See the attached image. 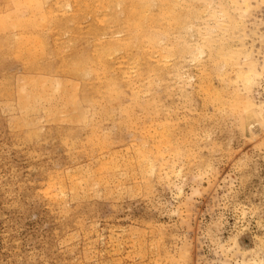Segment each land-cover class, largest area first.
Instances as JSON below:
<instances>
[{"label":"rangeland","instance_id":"rangeland-1","mask_svg":"<svg viewBox=\"0 0 264 264\" xmlns=\"http://www.w3.org/2000/svg\"><path fill=\"white\" fill-rule=\"evenodd\" d=\"M195 1L202 2L197 4H201L200 7L204 5L202 9L205 10V13L207 12L205 15L203 10L204 16L208 18L207 15L210 13L208 9H211L212 12L214 9L216 17L214 19L209 17L212 19L211 21L202 15L203 18L201 16L200 19L205 18L204 21L208 25L199 18L192 20L191 25L196 24V28L198 26L197 33L201 32L199 29L203 26H208V29L213 25L212 28L216 30V33L218 32L215 34L217 36L220 33L216 29L220 23L218 18L222 20V14L219 11L221 5L219 6V4L227 3L226 7L223 6L227 9L225 14L228 11V17L230 15L233 17L229 20L234 21L228 22L227 25L230 27H226L228 38L231 40L230 45H232L231 47L237 46L238 37L244 36V38L240 37L241 42L245 45L244 51H253V57L258 61H256V66H259V70L261 61L264 63V58H262L264 57L262 56L264 55V1L246 0L250 9H245L246 12L248 11L244 12L245 15L242 14L245 10L242 9V13L239 12L241 6L237 10L229 4V0H219L221 3L217 0H211L210 3L208 0ZM48 4L46 3V6ZM56 5L55 3L50 5L52 9L55 8L53 14H56L59 9L65 10L62 13L60 10L57 12L58 18H62L64 16L62 14L65 13H68L70 17V14L75 11L73 6ZM242 8L244 7L242 6ZM58 13L59 15L61 13V17ZM240 13L243 15L242 19ZM68 14L65 16L67 17ZM83 17L87 23L96 21L89 16L90 19L86 16ZM84 18L83 21L86 23ZM215 18L218 21L216 26H214ZM79 19L77 22L66 23L65 29L80 25L82 30L79 27L78 29L82 32L86 31L89 24L86 23L83 26V21ZM235 22H240V26L235 25ZM200 24L202 25L199 26ZM191 25L189 30L181 33L182 36L180 34L181 38L178 34L173 35L174 44L178 40H175L174 37H179L180 40H184V43L197 47L196 45L199 44L206 32L204 31V34L202 30L200 35L203 37L200 38V35L196 34V28ZM64 27L58 31V34L56 33L57 35L53 37L52 41L49 33L43 32L47 37L46 42L49 49L53 50L55 44H59L61 47L66 41L69 32L67 29H63ZM206 27L204 28L206 29ZM62 30L67 32L63 31L65 33L63 37L66 36L64 40ZM209 30V32H214ZM59 33H61L60 37ZM210 34L213 35V33ZM194 36L197 37V41ZM59 40L61 41L58 42ZM180 40L177 43H182L185 46L186 44L184 45ZM192 40L196 43L195 46L192 44ZM53 41L57 43L53 44ZM201 43L203 44V40L200 41ZM85 44L86 42H79L77 49L86 47ZM175 46L179 49L178 44ZM206 48L204 47V49ZM204 51L207 53V50ZM206 53H203L202 56H206ZM47 54L42 56L41 60L48 58L49 61V54L48 56ZM194 54L186 55L184 57L186 61L183 58L177 60L179 57L176 61L174 57L176 63L180 62L179 64L175 63V69H181L183 74L180 70L181 74H178L180 79L173 74L171 76H174L175 79L170 75L166 76V90L163 86L165 82L164 84L156 82L153 85L154 101L159 100L161 104H159L161 108H158L159 101L156 103V114H159L160 117L154 114L153 117L156 119L148 121L146 120L149 118L148 115L144 111H139L138 107H134L135 110L132 111L134 115L131 114L130 119L132 122H136V125L139 124V127L135 124V126L130 125V119L129 123L120 125L121 119L116 116L122 117V114H117V110L113 117L97 113L93 115L94 117L89 116L92 121L86 118V121L77 119L78 122H75L76 118L72 117L74 114L76 115L77 112L82 114L83 111V114H86V109L91 111V108H86L88 106L85 103L80 105V107L83 105L81 108L86 106L84 109L79 107L80 111L68 110L67 116H64L65 120H63V116H59V118L62 117L61 120L59 118L56 120V117L54 120V112L57 111L47 109L45 101L40 102L39 108L37 106L36 110L26 111L27 114H25L20 111L15 99L3 94L6 86L14 88L19 80L18 76L25 75V65L8 55H5L4 58L0 54L2 55L0 56L2 57L0 58V264H264V105L258 107L257 112L253 115H245L246 111L243 112L244 108H242L246 100L251 99L256 105L264 101V75L256 80L255 85L252 84L254 87L251 85L252 88L245 91L244 87H241L242 84H240L241 86L237 84L239 81L236 82V79H234V85L235 67H231L234 69L233 71L228 69L230 71L223 76V78L226 77L225 79L222 77L219 79V74L214 71L210 73L209 61L205 62L206 59L203 62L199 57L200 61L197 59L198 57L195 58L196 54ZM123 60H120L121 66L124 63ZM54 61V64H59V57H54ZM197 61H200V64ZM239 61L242 62V60ZM201 62L203 63L201 64ZM244 66L242 65L243 69ZM36 69H30L33 72L26 75L44 76L40 67L38 70ZM204 69L208 73L203 71V73L205 72L203 75L201 70ZM186 73L190 75L189 79H187L189 76L187 77ZM206 73L210 74V77H205ZM67 74L64 73L63 78L66 80L71 78L68 80L72 82L73 77L69 73ZM7 78L10 80L8 81ZM68 80L67 82H69ZM229 80L233 83L228 84ZM144 81L146 82V80ZM200 82L202 88L213 84L209 87L219 91L221 87L219 92H223L225 87L226 90L230 89L228 93V90L224 91L226 93L223 95L224 98L227 97V94L233 98L237 93L241 96L246 94L244 98L248 99L244 100L242 96L240 99L245 101L243 104L240 99L236 102L237 96L234 98L235 102L238 104L240 102L242 106L240 104L238 106L240 112L232 113L229 108L222 111L218 106L222 112L215 111L217 108L214 107V102L209 101V105V102L204 101L209 100V98L205 99L208 94H203L204 91H200L202 89L199 90V87L196 86ZM223 82L229 88L223 86ZM134 83L135 85H132ZM134 83L124 89L125 93H123L126 98L128 97L126 95L131 91L128 88L132 87V91L139 89L137 87L140 85L137 81ZM162 86L167 91V95L171 96L167 97L166 93L162 91ZM235 86H240L237 88L239 91H234ZM230 87H233V90ZM213 88L211 89L214 90ZM240 90H243L241 93L244 94L238 93ZM186 91H188L187 94ZM232 91L234 94H230ZM131 94L132 92L129 95ZM202 96H205L204 99ZM122 97L119 100L125 104L128 99ZM229 97V101L225 100L231 104L233 100H230ZM186 101L188 102L186 103ZM121 102L117 103L122 105ZM158 109L161 110L158 111ZM151 112L149 113L153 115ZM142 113L146 114L147 118L144 119ZM135 115L139 116L135 117L136 121L134 120ZM115 119L117 121L119 119V126L115 123ZM122 119L124 120V117ZM171 119L173 120L171 121ZM156 121L158 122L156 123ZM150 122L158 127H161L160 122H163L164 129L165 127L170 128L165 131L170 130L167 134L172 133L171 137L173 138L169 137L171 141L175 140V143L174 140L172 143L176 146H174L175 150H172L173 147H167L168 150L165 148L166 153H164L165 149L158 151L160 153L157 152L159 155L156 153L155 158L158 156L156 160L159 162L153 160L151 166L144 165L143 167L146 166L145 170L142 168L143 171H139L141 169L135 166L138 165L135 164L138 162L133 156L136 145L146 137L149 139L152 135L156 136L154 134L163 129L162 127L158 130V127H154ZM122 124L124 127L127 125L126 128L129 126L131 128L126 129ZM173 124L176 126L174 127ZM151 126L158 132H152ZM90 127L95 132H91ZM175 128L177 129L175 130ZM188 128L192 131H189ZM28 133L30 135L27 136ZM86 133L89 136L92 133V142L88 141L87 136L84 138ZM95 133L99 134L100 138L108 136L105 137L106 140L110 137L113 139L112 144L110 143L112 140L109 139V142L107 140L106 144ZM93 134L98 137H96L98 140L93 138ZM133 136L135 137L133 138ZM93 141H95V146ZM70 142H73V145ZM100 144L102 145L100 146ZM91 145L93 146L91 147ZM131 145L136 146L135 149L132 147L134 151L130 149ZM175 152L179 155H176ZM131 156L133 161L129 160ZM114 157L116 161L113 159ZM125 158H129L128 161L135 167L132 168L133 165L132 167L128 165L125 168L126 165L123 163L128 162ZM164 159L167 161L165 162ZM113 161L120 165L116 170L112 169L111 162ZM150 167L153 168V171Z\"/></svg>","mask_w":264,"mask_h":264},{"label":"bare ground","instance_id":"bare-ground-1","mask_svg":"<svg viewBox=\"0 0 264 264\" xmlns=\"http://www.w3.org/2000/svg\"><path fill=\"white\" fill-rule=\"evenodd\" d=\"M51 1H53V3H55L57 5L58 4H60V5L65 4L68 7L73 6L72 8L75 11H74V13L72 12V14H70V17H69L68 13H65V14H62V15H64V16H62V18H58V16L56 15L57 12L61 11V13H62L63 10H60L59 8H57L60 11L58 10V11H56V14L55 13L53 14V12H54L53 10H55V8L52 9L50 7V5L53 4V3H51ZM194 1L193 0H0V54H2L4 56V58H5V55H8L9 57H12L15 60H17V61H19L25 65V67L23 66L24 71H25V73H24L25 75H23L22 77L18 76L19 80L16 82V85L14 88L10 87V86H6L4 88L3 94L9 95L10 98L12 97V99H15L16 100L15 102H16L18 108L20 109V111L24 112L25 114H27L26 111L36 110L38 104L42 101H45V103H47V109H49V110L52 109L53 111H57V112H54V114H55V116L53 117L54 120H55V117L57 120V118H59V116H63V120H65L64 116H67L66 112L68 110L80 111L81 109H84L86 107L85 106L84 108H81L83 105L81 107H80V105L85 103L88 106L86 108H89V109L91 108L90 109L91 111L89 112L88 109H86V114H83L84 113L83 110H82L83 111L82 114H79L77 112L76 115L74 114L72 116L73 119L76 118V120L80 119V120L86 121L87 119L88 120L91 119V118H89V116L91 117L93 115H96L97 113H100V115L101 114L105 115L106 117L107 116L113 117L115 111L117 110V114L118 113L122 114L121 115L122 117H120V115L116 116L122 120V121L121 120L119 121V119H118L119 124L121 125V123L126 124V122L129 123L131 121V119H130L131 114L134 115L133 109H134V107L135 108L138 107L137 109H140L139 111H141V112L144 111V113H146L148 115L149 118L146 120L150 121L149 119H151V121H152V119L155 118L153 116L156 115V116L160 117L159 114L158 115L156 114V112H157L156 111V109H157L156 103L159 100H157V101L155 100L156 102L154 101L155 98L153 97V94H154L153 93L154 92V89H153L154 86L153 85H155L156 82H162V84H164V82H165V85H163V86H165L164 89L166 90V85H167V83H166L167 81H165L166 76H169V75L171 76V74H173V75H175V77L177 76V78L180 79V76L178 77V74L180 73L181 69L180 70L175 69L176 68L175 60L177 59V57H179V59H177V60H180L182 58L184 59V57L186 55L190 56V54H194L193 52H196L195 58L198 57L197 58L198 60L201 61L200 58H202L203 62L206 59L207 60L205 62L209 61V63L208 62L207 63L210 64V66H208V69H210L209 70L210 73L214 71L215 73L219 74L220 78L217 74L215 75V73H214V75L216 77H218L219 79H221V77L223 78V76L227 75V72L230 71V70L228 71L229 68L231 69V67L232 68L235 67L236 68V74H235V78L233 76V81H234V79H236V82L238 80L239 82L237 84H239V85L242 84V86L241 85L240 86L244 87L243 90L245 89V91H247V89L252 88L250 86L252 84L255 85L256 80L258 78H260L261 75H264V63H262V61H261V63H260L261 66H260V69L258 70L259 66L258 67L256 66L257 60L254 59V57H253V55H254L252 53L253 51H248V52L246 50L244 51L243 47H245V45L240 40L241 38H244L243 35H242L243 37H241L239 35L241 38L238 37L239 39L236 42L237 46L231 47L232 46V45H230L231 40L228 38V32L226 30V27L227 28L230 27L229 25H227L228 22H231V21L234 22V21L229 20V18H233V17H231V15L228 17V11L226 12L227 14H225V11L227 10L225 8L226 7L225 4H227V3H225L224 5H223V3L219 4V6L221 5L219 11L222 14L221 15L222 20H219V18H218V21L220 23L221 22L222 23L221 24L219 23L220 25L218 24V26L216 28L220 31L219 35L217 36L215 34H217L218 32L216 33V30L212 28L213 25L210 26L211 25L210 24L209 25L210 27L208 29H207L208 26L206 27V25H208V23L206 24L204 21V19L207 18L203 14L204 9H202V7L204 5L202 4L203 6L200 7L201 4L197 5L198 2H200V1H198V2L195 1V2H197L196 4L194 3ZM208 1H209V3L211 2V0H208ZM217 1L219 2V0H217ZM220 1H222V0H220ZM262 1H264V0H262ZM228 2L237 10H239V8L241 6V9L239 10V12H241V13H242V9L243 10H245V9L249 10L250 9V7L248 8L249 3L246 0H229ZM46 3H49L48 6H46ZM71 3H72V5H71ZM200 3H202V2H200ZM212 3H214V2H212ZM219 3H221V2H219ZM219 6H217V7L219 8ZM223 6H225V7H223ZM242 6L244 8H242ZM227 7H228V5H227ZM61 9H62V7H61ZM208 10L210 11V13H208L209 15H207L208 16L207 19L212 21V19H214V17H216V12L214 13V9H213V12L211 11V9H208ZM237 10H235V11H237ZM246 10L243 11V13H242L243 15H245L248 12V11L246 12ZM206 11H207V8H206ZM239 12L237 11V13H239ZM244 12H246V13H244ZM61 13H60V15L58 13L59 17H61ZM204 13H205V10H204ZM241 13L239 15H241ZM66 14H68L67 17L65 16ZM206 14H207V12L205 13V15ZM202 15L205 17L204 19H200V17ZM243 15H241V19H242ZM83 16H86V18H88V16H89L91 19L94 18L93 20H96V21L95 22L91 21L90 23H87L86 19ZM203 16H202V18H203ZM219 16H220V14H219ZM63 17H66V18H63ZM82 17L84 18L85 22L87 24H89V25H87L88 28H86V31L83 30V32H82L80 25H78V27L81 30L78 29V27L76 25H75L76 27H72V28H68V29L66 28L69 32V36L66 39V41L63 42L62 46L60 47L59 44H58L59 46L56 45L55 43H57V42L54 43V41H55V39H54L53 44H55V45L53 47V50L49 49V46L46 42L47 37L43 33L44 31L45 32L47 31V33H49L48 35H50V37H52L51 38V41H52L53 37H55V35L58 34V31L62 27L67 26L66 23L70 24L71 21L77 22V20L79 18H82ZM209 17H211L212 19H210ZM238 17H240V16H238ZM83 18L79 19V20L83 21ZM90 18H88V19H90ZM196 18L203 20L204 23L206 24L201 29H199V30H201V32L199 31V33H197L198 32L197 31L198 26L196 28L195 27L196 24L191 25L192 20H194ZM225 19H226V21H225ZM67 20L70 22H68ZM218 21H217V19H216V21H214V23H215L214 26H216V22L218 23ZM236 21H238V19ZM83 23H84V21H83ZM86 23H84L82 25L84 26V25H86ZM239 23L240 22H238V23L235 22L234 24L235 25L237 24L238 26H240ZM190 25L194 26L196 28V34L197 35L198 34L200 35V33H202V30H203L204 34L206 32V34H205L206 36L204 34H202V35H204V37L200 35V38L203 37V38H201L203 40V44L202 43L200 44V41H202V40L199 39L200 40L199 44L201 45L200 47L198 46L199 44L196 45L197 47H193L191 44L187 43L188 44L187 45L186 43H184L183 42L184 40H182V39L180 40V38L182 36L181 33L183 31L189 30ZM201 25L202 24H200L199 26H201ZM83 26H81V27H83ZM87 26H85V27H87ZM241 26H242V24H241ZM70 27H71V25H70ZM204 27H206V29L208 30V33ZM234 27H236V26H234ZM63 29H65V27ZM191 29H193V28H191ZM209 29H211V31H214V32H209L210 31ZM63 31L64 30H62V37H63V34L67 33L65 31H64L65 33H63ZM210 33H213V35H211ZM60 34L61 33H59V37H60ZM117 34H119V35H117ZM174 34L175 35L178 34V36H180V34H181L180 38L178 36H177L178 38H176V37H174V38H175V40L176 39L180 40V42L182 41L184 43V45L185 44L186 45L183 46L182 43H179V42L177 43V41H178L177 40L175 42V44L176 45L178 44V46H179V49H178V47L175 46V44L173 42V40H174L173 35ZM236 34H238V33H236ZM184 35H186V34H184ZM230 35H231V33H230ZM215 36H217V37L215 38ZM64 37H66V36H64ZM64 37H63V40L65 39ZM190 37L192 38V35ZM186 38H187V36H186ZM194 38L196 40L197 37L194 36ZM228 39L230 40V43H229ZM236 39H237V37L235 38V40ZM60 41L61 40H59L58 42H60ZM238 41H239V44H238ZM79 42H86V44H85L86 47L84 46L81 49H77V45ZM192 42H193V40H192ZM213 42L214 43L216 42V43L214 44ZM211 43H213V44H211ZM192 44L195 46L196 43L193 42ZM189 45H191V46H189ZM51 46H50V48H52ZM204 47H207V48L204 49ZM204 50H207V53ZM257 51H259V50H257ZM47 53L49 54V61L47 60L48 58H46V60H41V57L42 56L44 57ZM203 53H206V56L203 55L206 58H204L202 56ZM48 54H47V56H48ZM257 54H256V56H257ZM2 55H0V56H2ZM194 55H193V57H194ZM262 56H264V55H262ZM54 57H59V59H60V62L58 61L59 64H57V65L54 64V62H55ZM174 57H175V60H174ZM0 58H2V57H0ZM262 58H264V57H262ZM122 59H124L122 61V62H124L123 66L120 65L121 64L120 60H122ZM189 59H190V57H189ZM191 59H194V58H191ZM172 60H174V61L172 62ZM194 60H196V59H194ZM239 60H242V62ZM200 61H197V62L199 63ZM193 62H195V61H193ZM203 62H201V64ZM172 63H174V64L172 65ZM177 63L179 64L180 62H177ZM242 65H245L244 69H243ZM189 66H191V65H189ZM204 66H207V65H204ZM38 67H40L42 69L44 76H30V75L28 76V75H26L30 72H33L30 69L35 70L37 68L36 70H38ZM179 67L181 68V66H179ZM179 67H177V68H179ZM193 69H194V67H193ZM206 69L201 70L203 75L205 72H207V71H205ZM233 70L234 69H231V71H233ZM203 71H205V72L203 73ZM182 72L183 71L181 70V73ZM64 73H66V74L69 73L73 77L74 82L69 81L71 78H68L69 80L68 79L67 80L69 82H67V80L63 78ZM187 74L188 73H186V75ZM189 74H191V73L189 72ZM209 75L210 74H207L205 77H207V76L210 77ZM171 77L174 78V76H171ZM187 77H188L187 79H189L190 75H187ZM61 78H63V79H61ZM225 78H223V79H225ZM7 80H8V78H7ZM9 80H10V78H9ZM144 80H146V82ZM135 81H137L138 85H140L137 87L139 89L132 91V89H131L132 87L130 89L128 88V90H131L129 92V94L131 92H132V94L126 95L130 99L128 97L126 98L124 95V93H125L124 89L126 87H130L131 84L134 83ZM207 81H209V80L207 79ZM207 81H206V84L208 83ZM233 81H232V83H233ZM202 82H204V81L202 80ZM228 82H230V80L227 81V83ZM137 83H136V85H137ZM139 83H142V84H139ZM224 83L225 82H223V84ZM232 83L230 82L228 84H232ZM10 84H12V83H10ZM10 84H8V85H10ZM202 84L204 85V83H202ZM225 84L223 86L228 87V85H225ZM257 84H258V81H257ZM132 85H135V83ZM234 85H235V81H234ZM163 86H162V91L164 93H166L167 91H165L163 89ZM168 86H169V84H168ZM196 86L199 87V90H200V88L202 89L200 91H204L203 94L204 93L208 94V95L206 94L208 97L205 99L209 98V100L208 101L204 100V101H206V102L211 101V103L214 102V104H215L214 107L217 108V109L215 108L216 109L215 111L219 110V108L222 111H226L229 108L230 112H232V113L234 111L237 112L240 110V107H238L240 102L241 103L243 102V104H244V102H245L244 100L248 99V98H246V99L244 98V96L246 94L244 96L242 95L244 100L240 99L242 96L237 94V93L234 94L233 91L230 92V94L233 93L235 97L237 96L236 97L237 101H236V99L234 100L235 97L231 98L232 96L228 95V94L226 95L227 97L225 96L226 98H224L223 95L226 94L224 92L226 90V87L223 88L225 90H222L224 92V94H223V92H219V91H221V87L219 88V91H218V89H217V91H215V89L213 87H211V88H213L214 90H212L208 85L204 86L203 88H205V89H203L201 87L202 86L201 82H200V84H198ZM239 87L235 86L234 91H236V90L239 91V89H237ZM258 87H259V84H258ZM167 88H169V87H167ZM171 88H173V87H171ZM230 88L233 90V87H230ZM185 90H186V88L184 89V92H185ZM227 90L226 91L228 93L230 89H227ZM243 90H240V92H238V91L237 92L242 94L243 92L241 93V91H243ZM170 91H171V89H170ZM253 91L255 92L256 90H253ZM256 92H258V91H256ZM181 93H183V92L181 91ZM187 93H188V91H186V94ZM191 93H192V91H191ZM249 94H251V93L249 92ZM166 95H167V93H166ZM257 95L259 96V93ZM122 96L125 97L126 99H128L127 102H129V103L126 102L125 104H122L123 102H121V100H119ZM168 96H171V95H167V97ZM184 96H185V94H184ZM228 96H230L229 98H231L230 100H233V102H235V101L238 102L240 99L239 104L236 102L235 103L232 102L233 104L232 103L230 104L228 102L229 101ZM238 96H240V97H238ZM155 97H156V95H155ZM197 97H199V96H197ZM204 97L205 96H202V99H204ZM192 99H194V98H192ZM225 99L226 100L228 99V101H227L228 103L226 102ZM176 100L178 102L177 98H176ZM190 100H188V101H190ZM241 100H243V101H241ZM118 101L121 102L122 105H119L120 103L118 104L117 103ZM188 101H186V103ZM257 101H258V99H257ZM114 103H116V104H114ZM190 103H191V101H190ZM159 104H160V101L158 102V108L160 107ZM175 104H176V102H175ZM183 104H185V103H183ZM209 105H210V102H209ZM261 105H264V101H262V103L260 102V104L256 105V103L254 104L251 101V99L246 100L245 104L242 105L244 107H242L240 104V106L242 108H244L243 112L246 111L245 112L246 114L244 113L245 115L255 114L257 112L258 107H260ZM79 107L81 108L80 110H79ZM164 107H167V106H164ZM188 107H190V106H188ZM214 107H213V109H214ZM38 108H39V106H38ZM167 108H169V107H167ZM160 110L158 109V111H160ZM220 110H219V112H222ZM46 111H48V110H46ZM53 111H52V113H53ZM150 111H152L151 113L153 115H151L149 113ZM135 112L141 113V112H137V111H135ZM216 114L218 115V113H216ZM137 115L134 116L135 121H136V118L139 117ZM145 115L144 114L142 115L144 117V119L147 118V115L146 116ZM223 115H225V114H223ZM123 117H124V120L122 119ZM143 117H142V119H143ZM59 119L61 120L62 117H60ZM129 119H130V121H129ZM173 119H171V121ZM175 119L178 120V118H175ZM132 120H133V117H132ZM138 120H140V119H138ZM158 120L160 121L159 118H158ZM90 121H92V119ZM118 121H117V119H115V123H117V125H118ZM171 121H170V123H172ZM75 122H78V120ZM153 122H155V120H153ZM157 122L158 121H156V123ZM163 122H160L161 127L154 125V123H152V122H150V123H151V125L153 124L154 127L155 126L158 127V130H159V128L161 129L163 127L162 126ZM174 122H176V121H174ZM135 123H134V121L133 122L131 121V123H129V124L134 125ZM143 123H145V122H143ZM123 124H122V126L124 127ZM137 125H138V127L140 126L139 124H137ZM173 125H172V127H173ZM126 126L124 128H126ZM149 126H150V124H149ZM175 126L176 125H174V127ZM91 127H90V130L92 132L93 130L91 129ZM129 127L131 128V126H129ZM128 128H126V129H128ZM151 129H152V132H154V133L158 132V130L156 131V129L153 127ZM163 129H164V127H163ZM165 129L168 130L170 128L165 127ZM165 129H164V131H162V130L159 131L158 132L159 134L158 133L154 134V133L150 132L151 134H154L156 136L147 135V136H151L149 139L147 137H146L147 138L146 139L142 135V137L145 139L144 140L142 139L140 144L136 145L137 147L135 146L136 150L133 154L134 158L137 159V160H135V159L134 160L136 162H138V163H135V164H138L135 166H138V168L141 169V170H139L136 167L137 170L143 171L142 168L144 169L146 167V166L143 167L144 165H147V167H148L149 165L150 166L152 165L153 160L157 161L156 158L158 156H156V158H155V155L158 151L163 150L165 148L168 150V148H172V147L174 148L172 150H175V147H174V146H176L174 144L175 140L172 139V141L174 140L173 141L174 143H172V141H171V138H173L171 136H173V135H172V133H170L171 135L167 134L170 130L165 131ZM176 129L177 128H175V130ZM193 130H195V129H193ZM148 131H149V129H148ZM189 131H192V130L189 129ZM93 132H95V131H93ZM29 133L27 134V136L30 135ZM145 133H147V132H145ZM180 133H181V131H180ZM86 134L84 135V138H85V136H87L88 141L91 140V142H92V139H91L92 133H90V136L88 133H86ZM173 134H174V132H173ZM191 134H194V133H191ZM31 135H33V134H31ZM96 135L100 138L99 134H96ZM188 135H189V133H188ZM135 136H133V138ZM176 136H178V135H176ZM186 136H184V137H186ZM191 136H193V135H191ZM94 137H95V135L93 136V138ZM102 137L103 136H101L100 139H103V141L106 144H107V142H109V139L112 140L110 142L112 144L113 139H111L109 137L107 139L108 140L107 141L106 138L108 136L107 137L104 136L103 138ZM180 137H181V134H180ZM182 139H178V140H182ZM192 139H194V138H192ZM100 141H102V140H100ZM136 141H138V140H136ZM94 142L95 141H93V145H94ZM96 144H97V142H96ZM102 144H100V146ZM131 144H133V143H131ZM180 144L182 145V143H180ZM185 144H186V142H185ZM93 145H91V147ZM133 145H135V144H133ZM133 145L130 146L131 147L130 149H132ZM135 147H133V148L135 149ZM187 147H188V145H187ZM134 149H132V151H134ZM166 149H165L164 153H166ZM158 153H160V152H158ZM171 153H172V151H171ZM179 153H181V152H179ZM177 154L178 153H176V155ZM129 158L128 159L131 160L132 156ZM113 159H115V157ZM128 159H126V160L128 161ZM115 161H116V159H115ZM131 161H133V160H131ZM164 161H165V159H164ZM157 162H159V161H157ZM111 163H112V169L113 170H116L118 167H120V165H118L119 164L118 162H117L118 164L114 161ZM123 164L126 165L125 168H127L128 165H129V167L130 166L132 167V165H133L132 168L135 167L134 164H132L130 161H128L126 163L124 162ZM140 166H142V167L140 168ZM163 166H161V167H163ZM157 167H160V166L158 165ZM151 169L153 171V168H151ZM57 180H58V178H57ZM63 184H62V186H63ZM59 185H60V183H59ZM52 187H54V186H52ZM56 190H58V189H56ZM55 193H54V196H55ZM61 198H63V197H61Z\"/></svg>","mask_w":264,"mask_h":264}]
</instances>
